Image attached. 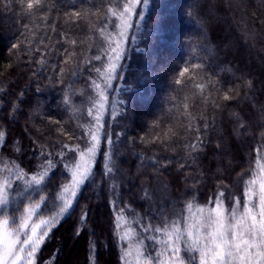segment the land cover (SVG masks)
Instances as JSON below:
<instances>
[{
    "label": "snow or ice",
    "instance_id": "1",
    "mask_svg": "<svg viewBox=\"0 0 264 264\" xmlns=\"http://www.w3.org/2000/svg\"><path fill=\"white\" fill-rule=\"evenodd\" d=\"M161 7L156 0H0V13L21 21L8 48L12 59L0 76L35 65L36 80L56 57L55 76L47 77L46 87L59 86L61 117L48 115L38 98L30 102V84L18 93L0 86V109L7 110L0 119L26 115L32 150L25 165L21 158L28 149L21 139L10 142L0 124V264H49L42 248L77 208L75 235H88L89 259L99 264L97 232L89 225L92 209L80 200L89 186L99 197L96 188L102 191L105 181L121 264H264V99L257 96L264 95V78L227 59L213 67L219 52L206 18L185 11L200 25L203 43L182 44L188 51L172 82L190 85L191 94L171 97L167 117L157 116L138 136L120 123L132 102L167 74L154 51L166 15ZM58 26L64 28L62 40L53 42ZM73 28L86 34L72 36ZM245 29V41L254 46L256 32ZM133 55L138 66L130 73L125 61ZM43 90L37 83L33 95ZM224 113L227 130L217 125V114ZM247 140L254 141L247 166L226 183L221 177L238 166ZM122 144L137 158L136 177H145L139 185V200L147 206L142 212L122 198L125 180L131 182L121 165ZM173 168L183 174V189H173L165 178ZM209 173L215 187L201 202Z\"/></svg>",
    "mask_w": 264,
    "mask_h": 264
},
{
    "label": "trees",
    "instance_id": "2",
    "mask_svg": "<svg viewBox=\"0 0 264 264\" xmlns=\"http://www.w3.org/2000/svg\"><path fill=\"white\" fill-rule=\"evenodd\" d=\"M66 2L70 4L74 3L75 0H66ZM162 2L168 3L169 0H156V3L162 6V14H165L164 9L168 4L163 5ZM189 3L187 9H193L194 13H198L199 16L206 18L208 21V36L210 37V42L217 46L219 52V56L216 61L213 62V67L215 63H218L220 60L227 59L238 65L239 68L245 72L250 73L251 76L264 78V76H262V74H264V0H190ZM230 4L231 6H229ZM166 20L167 19H165V21ZM187 20L191 22V26L185 27V31L180 32L185 42L191 40L193 43H203L199 30L200 25L188 16H186V21ZM20 22L21 21H19L15 15L7 17L3 13H0V73H4L5 66L12 59L9 56L8 48L12 41V32L18 27ZM60 24L62 25L63 22L61 21ZM167 25V23H163L162 30L165 31ZM245 25H247L248 30H254L256 32L254 46L250 42L245 41ZM62 31H64V28L58 26L57 33L51 34L53 42L62 40V36L60 35ZM70 34L76 37L80 34L82 38L86 32L82 31L80 28H73ZM225 45H227V47H225ZM162 49V39L156 40L154 51L159 58L162 56ZM60 51L62 53L63 50L61 49ZM93 55H95V52H93ZM179 56L180 58L183 57L182 55ZM178 62L181 61L178 59ZM57 63L58 60L56 57H53L51 65L40 72L36 80L31 79V72L36 68L35 65L31 67L25 65L13 67L6 75L0 76V86L7 84L10 92L18 93L19 90L30 84L31 87L28 93L30 102H34L38 98L44 105V111L48 115L59 119L61 118L57 114L59 111L57 104L60 101L59 86L56 88L46 87L48 84L47 77L55 76V72L51 69ZM125 63L131 64L129 72L132 73L138 66L137 57L133 55L131 61H125ZM181 63L175 65L176 68L181 67ZM167 80L168 78H166V75L162 76L161 74V78L153 86L144 90L143 99H136L132 102L127 120L120 121L121 124L126 123L132 129L129 135L138 136L142 134L143 130H146L147 124L159 115L167 117L168 109L172 107L173 103L171 97L175 96L179 99L186 94V91H184L177 95L175 92L181 89V87ZM37 83H39L44 90L42 93L33 95ZM119 83V81L116 82L117 85H119ZM83 84L84 81L81 80L78 82L77 86H83ZM257 87H260V79H257ZM187 88L190 89L187 94H191L190 92L193 91L192 87L189 85ZM153 95H155V97ZM257 96L260 99H264V95H261L259 92ZM155 98L158 102L153 104ZM235 106L237 105H232V107ZM239 106L247 108V103L241 102ZM198 107L199 105L197 103V108ZM157 110L160 111L158 112ZM0 116L6 117L7 110L0 109ZM26 119L27 116L24 114L18 115L17 119L11 122L6 119H0V124L4 125L8 130V140L11 142L14 138L21 139L25 148L28 149V154L21 158L25 165H27L31 159L32 151L28 136L24 132ZM37 124L41 125V122L37 120ZM217 125H222L225 130L228 129L229 123L226 113L222 115L217 114ZM115 129L118 131L121 130L120 127H116ZM217 131H219V128L211 133L213 139ZM31 134L35 136L34 131ZM253 146L254 141L247 140L239 148L242 157L238 166L235 169H230L225 172L221 179L226 183L232 182L235 173L240 171L242 167L247 166V150ZM120 147L124 153L121 158V165L126 169L128 177L131 180V182L128 181L125 183L131 190L129 192L127 189L123 188L122 198L130 204L131 198H129V196H134V192L139 190L140 181L145 179V177L141 176L137 178L135 175L138 161L132 150L123 144ZM138 150L139 147L137 148V151ZM100 167H102V165L97 168V178L99 181L101 180ZM164 175L166 179L172 182L173 189L175 187L183 189L184 182L181 179L182 173H177L173 168L169 172H165ZM214 187L215 180L212 174L209 173L206 186L202 187L201 201H204L207 195H211ZM96 191L100 192L99 197L93 191L92 186H89L84 190L83 197L80 200L81 205L88 204L92 209L89 217V225L94 227L97 232L95 239L98 241L99 251L96 255V259L99 264H119V250L116 248V242L112 239L111 233L112 215L108 204L109 191L107 182L105 181L102 191L99 187L96 188ZM132 204L131 206L137 207V209L140 208V210L146 208V205L137 202V200ZM79 214L80 209L77 208L70 216H66L60 224L57 225L52 238L43 246L42 257L45 261H48L49 264H91L89 259L88 235L86 233L80 236L75 235L76 222ZM105 242L107 243L105 244ZM68 245H74V248L67 254L66 249Z\"/></svg>",
    "mask_w": 264,
    "mask_h": 264
},
{
    "label": "rangeland",
    "instance_id": "3",
    "mask_svg": "<svg viewBox=\"0 0 264 264\" xmlns=\"http://www.w3.org/2000/svg\"><path fill=\"white\" fill-rule=\"evenodd\" d=\"M189 2H190V0H169L168 3L162 2L163 5L168 4L167 7L164 9V11H165L164 13L166 14L165 19H167L166 21L164 20V23H167L168 25H167V29H165V31L162 30V33L157 40L162 39L163 49H162V56H160V59H161L160 61H161V63L165 64V66L167 68V74L162 73V76L166 75V78H168L169 81H172V77L176 73H178V71H179L180 67L176 68V66H175V65L182 62V59H181L182 57L180 58L179 55H182L184 57V56H186V53L188 51V49L185 46H182V44L185 42V40L183 39V36L180 32H182V31L184 32L185 27H189V25L191 26V22H189L188 20L186 21L187 15H185V11L187 10L188 4H190ZM78 37L81 38L80 34ZM178 59L181 62H178ZM195 62L196 61L194 59L193 63H195ZM188 86H189L188 84L184 85L183 87H181V89H178L175 93H177V95H179L180 93H182L184 91H186V93L189 92L190 89L187 88ZM153 96L155 97V95H153ZM156 102H158V100H156V98H155V100L153 101V104H155ZM157 111L159 112L160 110H157ZM159 116H161V115H159ZM114 131L118 132V130H116V129ZM97 182L99 183L98 178H97ZM127 182H128V180H125V183H127ZM124 188L127 189L129 192L131 190L130 187L127 185H125ZM139 194L140 193L138 190L137 192H134L133 197H132V195L129 196V198H131L130 204H132L136 200H137V202H140ZM201 202H203V201H201ZM132 207H134V206H132ZM134 208L138 212L143 211V210H140V208H138V209H137V207H134ZM73 246L68 245V247L66 249L67 254H68V252L70 253L72 251L71 249L74 248ZM116 248L119 250L117 243H116ZM66 253H65V255H66ZM65 255H64V257H65ZM119 255H120V253H119ZM62 259H63V257H62ZM118 260H119V258H118ZM119 264H121L120 260H119Z\"/></svg>",
    "mask_w": 264,
    "mask_h": 264
}]
</instances>
